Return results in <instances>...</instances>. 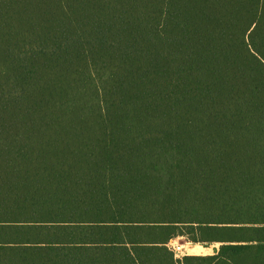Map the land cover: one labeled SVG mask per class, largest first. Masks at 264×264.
Here are the masks:
<instances>
[{
	"label": "trees",
	"instance_id": "1",
	"mask_svg": "<svg viewBox=\"0 0 264 264\" xmlns=\"http://www.w3.org/2000/svg\"><path fill=\"white\" fill-rule=\"evenodd\" d=\"M0 264H264V0H0Z\"/></svg>",
	"mask_w": 264,
	"mask_h": 264
},
{
	"label": "rangeland",
	"instance_id": "2",
	"mask_svg": "<svg viewBox=\"0 0 264 264\" xmlns=\"http://www.w3.org/2000/svg\"><path fill=\"white\" fill-rule=\"evenodd\" d=\"M176 244L181 245L182 249L177 252V257L184 255H208L214 254L221 246V243L200 244L195 243L188 235H180L172 239Z\"/></svg>",
	"mask_w": 264,
	"mask_h": 264
},
{
	"label": "built area",
	"instance_id": "3",
	"mask_svg": "<svg viewBox=\"0 0 264 264\" xmlns=\"http://www.w3.org/2000/svg\"><path fill=\"white\" fill-rule=\"evenodd\" d=\"M169 247L177 254L178 251L182 249L181 245L176 244L174 241H171L169 244ZM177 256V255H176Z\"/></svg>",
	"mask_w": 264,
	"mask_h": 264
},
{
	"label": "crops",
	"instance_id": "4",
	"mask_svg": "<svg viewBox=\"0 0 264 264\" xmlns=\"http://www.w3.org/2000/svg\"><path fill=\"white\" fill-rule=\"evenodd\" d=\"M219 249H220V248H219ZM219 249H218V250H219ZM218 250H217V251H218ZM217 251H216L214 254H216V253H217ZM192 255H193V254H192ZM199 255H200V254H199ZM208 255H212V254H208Z\"/></svg>",
	"mask_w": 264,
	"mask_h": 264
}]
</instances>
